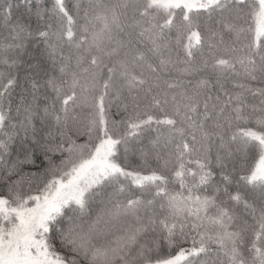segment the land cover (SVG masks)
I'll list each match as a JSON object with an SVG mask.
<instances>
[{
  "label": "snow or ice",
  "instance_id": "obj_1",
  "mask_svg": "<svg viewBox=\"0 0 264 264\" xmlns=\"http://www.w3.org/2000/svg\"><path fill=\"white\" fill-rule=\"evenodd\" d=\"M0 264H264V0H0Z\"/></svg>",
  "mask_w": 264,
  "mask_h": 264
}]
</instances>
